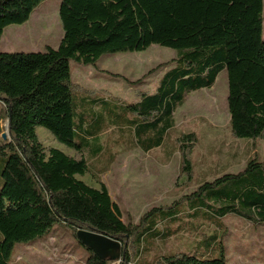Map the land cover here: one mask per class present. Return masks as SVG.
<instances>
[{
    "label": "trees",
    "instance_id": "1",
    "mask_svg": "<svg viewBox=\"0 0 264 264\" xmlns=\"http://www.w3.org/2000/svg\"><path fill=\"white\" fill-rule=\"evenodd\" d=\"M41 1L0 0V38L6 26L27 21ZM263 7V0H61L63 36L57 48L0 51V100L11 136L0 145L6 154L0 173V264H10L15 244L42 238L55 223L69 227L87 251L82 264L111 261L84 246L76 236L79 229L125 244L118 261L132 264L145 240L171 234L158 224L174 223L182 213L212 221L232 214L264 225V160L249 158L242 171L204 181L181 201L153 207L133 224L122 220L104 184L96 188L77 178L88 171L84 158L45 149L36 133L42 126L67 147L88 148L96 157L102 152L99 134L109 122L127 128L133 145L147 152L163 145L186 94L210 88L225 70L231 133L264 138ZM152 44L176 51L174 65L153 93H140L127 104L101 99L100 111L90 112L96 100L75 98L71 60L94 65L103 54L142 51ZM195 142L193 132L179 137L180 172L188 178ZM208 238L217 257L181 251L162 254L154 264H228L220 239Z\"/></svg>",
    "mask_w": 264,
    "mask_h": 264
},
{
    "label": "rangeland",
    "instance_id": "2",
    "mask_svg": "<svg viewBox=\"0 0 264 264\" xmlns=\"http://www.w3.org/2000/svg\"><path fill=\"white\" fill-rule=\"evenodd\" d=\"M60 2L42 0L27 21L6 26L0 38V51L37 52L47 46L57 48L63 36L58 14ZM175 58L174 49L152 44L142 51L103 54L94 65L71 60L73 94L90 103L97 101L89 112L100 111L101 99L117 104L135 102L140 93L154 92ZM227 91V73L222 70L210 88L187 93L173 113L174 126L163 145L147 152L133 145L127 128L119 129L109 122L99 134L102 152L96 157L89 156L88 148L67 147L42 126L36 127V133L45 149L54 147L75 159L84 158L88 171L77 178L96 188L104 184L120 209L122 220L137 224L151 208L169 207L181 201L204 181H212L223 173L242 171L249 158L264 160V138H236L231 133ZM78 108L82 105L78 104ZM6 121L5 107L0 100V145L11 139L10 134L2 139ZM189 132L196 135L189 154L190 178L180 172L179 152V137ZM5 160L6 154L0 153V173ZM1 184L0 176V187ZM185 206L183 211L188 210ZM166 227L171 234L165 240H145L144 250L133 258L132 264H154L162 254L181 251L197 255L205 252L208 257H217L216 245H209L208 237L212 235L222 242L228 264H264V225L232 214L212 221L193 219L182 213L174 223L158 224L159 230ZM86 257L87 251L74 238L73 231L62 223H55L42 238L15 244L9 263L82 264Z\"/></svg>",
    "mask_w": 264,
    "mask_h": 264
},
{
    "label": "water",
    "instance_id": "3",
    "mask_svg": "<svg viewBox=\"0 0 264 264\" xmlns=\"http://www.w3.org/2000/svg\"><path fill=\"white\" fill-rule=\"evenodd\" d=\"M7 134H9L8 120L6 121V131L2 133L3 140L7 138ZM76 236L84 246L92 250L99 258L109 261H118L122 255V248L125 246L120 241L112 240L90 229H79L76 231Z\"/></svg>",
    "mask_w": 264,
    "mask_h": 264
},
{
    "label": "crops",
    "instance_id": "4",
    "mask_svg": "<svg viewBox=\"0 0 264 264\" xmlns=\"http://www.w3.org/2000/svg\"><path fill=\"white\" fill-rule=\"evenodd\" d=\"M3 44V43H2ZM4 45V44H3ZM5 46V45H4ZM156 89V88H155ZM155 91V90H154ZM153 93V92H152Z\"/></svg>",
    "mask_w": 264,
    "mask_h": 264
}]
</instances>
